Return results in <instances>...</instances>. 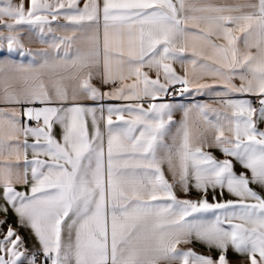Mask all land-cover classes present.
Segmentation results:
<instances>
[{
  "label": "snow or ice",
  "instance_id": "snow-or-ice-1",
  "mask_svg": "<svg viewBox=\"0 0 264 264\" xmlns=\"http://www.w3.org/2000/svg\"><path fill=\"white\" fill-rule=\"evenodd\" d=\"M0 264H264V0H0Z\"/></svg>",
  "mask_w": 264,
  "mask_h": 264
},
{
  "label": "crops",
  "instance_id": "crops-1",
  "mask_svg": "<svg viewBox=\"0 0 264 264\" xmlns=\"http://www.w3.org/2000/svg\"><path fill=\"white\" fill-rule=\"evenodd\" d=\"M18 2V0H14V3ZM65 2H67V0H65ZM86 2V0H79V6L82 8L84 3ZM216 2H224V0H216ZM228 2H232V0H228ZM26 6H27V2H26ZM66 22L61 19L59 24H56L55 22L53 23V28L55 29V32L53 34H49L46 39L49 40V42L52 41L53 36L60 38V37H74L72 40V53L73 55H75L76 51L79 49L81 52L87 51L89 44H88V37L91 35V29L87 27V25L85 24L84 26H77V25H71L69 24L68 27H63V25ZM101 35H102V22H101ZM33 49H37V48H48V45H41L39 43L36 44H32L30 45ZM49 52H51L52 50L49 48L48 49ZM63 52V49H61V54ZM25 63H27V61H25ZM175 67H177L178 70H180L179 65H175ZM146 70V69H145ZM151 74V73H150ZM93 83H97V80L94 79ZM104 90H107V88H105ZM199 99L203 100H209L208 97H199ZM211 102V101H209ZM87 103L91 104V101H88ZM105 103H121L119 101H106ZM181 113H177L174 115V120L177 122L176 124L171 126V131L168 137V142L171 143V136L176 134V129L177 127H179V121L181 120ZM210 119H215L214 115L210 114ZM193 120V132L197 131V127H199L200 129H202L204 127L203 122H199V125L197 126L196 121L198 120V118L196 117L195 114H193L192 117ZM89 127L91 128V121L89 118ZM101 130L105 131V127L103 125V123L101 124ZM106 134V132H105ZM217 155H219V153H216ZM31 156V154H29ZM166 167V166H165ZM20 190H24L23 188H21ZM10 222L13 223V226H15V217L10 215ZM21 234L25 236L26 240H30V236L27 230L22 229L21 230ZM196 250L199 252H203L205 251V249L202 246L197 245L196 246ZM230 255L232 256L233 259L236 258V254L235 253H230Z\"/></svg>",
  "mask_w": 264,
  "mask_h": 264
}]
</instances>
